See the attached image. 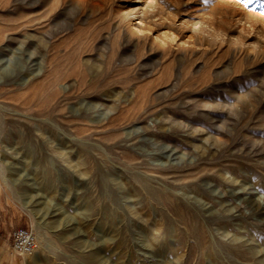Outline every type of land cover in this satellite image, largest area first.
Listing matches in <instances>:
<instances>
[{"label": "rangeland", "instance_id": "obj_1", "mask_svg": "<svg viewBox=\"0 0 264 264\" xmlns=\"http://www.w3.org/2000/svg\"><path fill=\"white\" fill-rule=\"evenodd\" d=\"M0 58V264H264V0H0Z\"/></svg>", "mask_w": 264, "mask_h": 264}, {"label": "built area", "instance_id": "obj_2", "mask_svg": "<svg viewBox=\"0 0 264 264\" xmlns=\"http://www.w3.org/2000/svg\"><path fill=\"white\" fill-rule=\"evenodd\" d=\"M12 245L18 255L33 254L37 246L36 235L28 228H18L12 233Z\"/></svg>", "mask_w": 264, "mask_h": 264}, {"label": "bare ground", "instance_id": "obj_3", "mask_svg": "<svg viewBox=\"0 0 264 264\" xmlns=\"http://www.w3.org/2000/svg\"><path fill=\"white\" fill-rule=\"evenodd\" d=\"M1 59V58H0ZM1 125V124H0ZM0 128H1V126H0Z\"/></svg>", "mask_w": 264, "mask_h": 264}]
</instances>
